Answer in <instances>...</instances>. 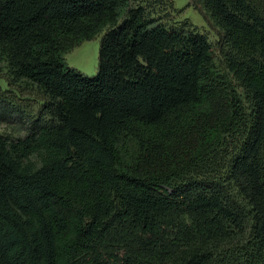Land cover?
Masks as SVG:
<instances>
[{
  "label": "trees",
  "instance_id": "1",
  "mask_svg": "<svg viewBox=\"0 0 264 264\" xmlns=\"http://www.w3.org/2000/svg\"><path fill=\"white\" fill-rule=\"evenodd\" d=\"M198 1L227 71L142 2L0 0V60L44 94L0 133V264H264V0ZM98 33L95 74L65 61Z\"/></svg>",
  "mask_w": 264,
  "mask_h": 264
},
{
  "label": "rangeland",
  "instance_id": "2",
  "mask_svg": "<svg viewBox=\"0 0 264 264\" xmlns=\"http://www.w3.org/2000/svg\"><path fill=\"white\" fill-rule=\"evenodd\" d=\"M146 5L147 11L167 25H183L204 32L213 44L215 63L219 70L227 71L225 50L222 40L223 28L211 11L198 0H134ZM101 34L91 39H84L64 51L65 61L86 74L97 72ZM4 61L0 60V75L7 81L9 93L13 96L16 107L10 115L0 118V133L9 137L23 136L30 125L31 114L37 111L44 97L37 84L29 80L17 81L11 77ZM6 86V81L1 80Z\"/></svg>",
  "mask_w": 264,
  "mask_h": 264
}]
</instances>
